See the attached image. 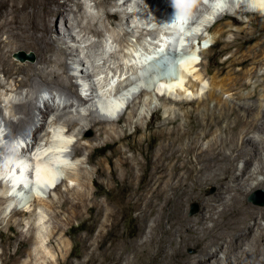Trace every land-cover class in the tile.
<instances>
[{
  "label": "bare ground",
  "instance_id": "1",
  "mask_svg": "<svg viewBox=\"0 0 264 264\" xmlns=\"http://www.w3.org/2000/svg\"><path fill=\"white\" fill-rule=\"evenodd\" d=\"M93 1L99 6L112 4L117 8L114 13L105 12V17L110 23L114 21L128 23L127 21L134 16H143V13L137 10L126 11L125 7L129 4V0H125L122 4H118L117 0ZM232 1L212 0L210 9L204 13L203 19L207 22L212 20L218 7H225V5L231 7L234 4ZM242 1L252 7L253 13L264 16V0ZM57 3L58 0H0V71L7 80L14 79V87L11 90L27 86L30 79L36 75L33 70L40 68L38 65H56L58 72L51 69L35 76L38 77L36 78L38 82L54 84L60 92L62 91L59 101L54 105L56 109L64 111V108L79 105L87 110L85 111L87 123L81 125L78 132L74 133V128L79 124L78 119L82 117L81 110L78 108H75L77 113L75 116L79 117H73V114L70 116V111L53 114L54 101L45 105L43 100L44 110L35 115L32 109L37 107V100L31 99L24 104L14 103V111L19 115L16 119H6L0 109V121L9 129L8 134L0 131V143H3L0 144L3 148L1 151L8 153H4L6 158H10V154L13 153L10 164L0 165V175L3 176L0 179V213L5 201L13 202L23 195L32 196L31 190L26 191L25 186L31 183H34V186L37 183L42 186L52 185L58 174L60 179L64 177L61 173L64 167L65 182L73 181V184L64 182L65 188L60 190L61 188L56 187L60 182L59 179L55 184V188L59 191L58 199L51 202L46 203L41 194L34 195L33 203L48 207L50 211L48 217L38 214L34 208L25 207L14 208L9 216L3 220L0 219V237L7 234L6 230H12L18 245L17 249L9 254L8 259L3 257L7 252V245L3 246L0 254L2 264H17L20 256L24 254L29 259L19 264H53L60 258H56L54 253V255L49 253L46 249L47 245L55 239L57 241L55 246L63 257L66 252L69 253L67 251L69 243L64 236L72 234L77 228L76 236L80 238L81 251L80 253L70 252L69 255L84 258L76 264H243L244 260H258V251L261 249L259 247L264 243V227L259 222L261 219L264 220V208H254L244 201L245 195L253 188L251 180L255 178L256 173H261L264 177V109L262 112H254L248 108L253 104L242 102L246 98H252L254 94L249 93L245 96L236 94L232 101L239 100L240 107L232 106L231 100H222V93L233 91L237 84L241 86L246 84L238 81L239 78L233 77L231 73L221 77L222 71H218L209 80L211 89L207 94L210 100H215L219 111L217 113L213 111L214 115L209 113L210 111L202 113L189 109L184 114L185 120L182 121L183 119L177 115L170 117L171 109L164 105L172 104L173 106L193 102L185 97L187 96L185 93L190 91L189 89L196 92L197 83L189 78L187 83L181 82L184 81L183 74L198 64L194 59V50L187 52V55L182 58L185 60L183 61L185 73L179 75L181 80L180 77L174 80L165 78L167 76L161 77L160 74L164 72L157 69L153 75L155 80L151 91L147 87H142L146 81L141 74L146 68L145 64L142 60L138 62L139 64L129 60L131 63L126 64L139 78L136 77V80L129 83L132 87L125 85L121 88L119 93L125 94L121 96V99H112L106 103H101L99 100V104L103 108L110 107L114 110L112 113H115V109L124 106L131 92H136L140 88L146 96L143 103L149 107L147 111L150 110L157 121L145 122L146 134L142 140H137L135 143L125 141L126 143L122 142L119 146H113L110 153L102 155V159L95 160L91 151L86 158V163H94L93 170L84 165L69 167V158L65 151L67 144L71 141V135L67 132L70 133L72 129V135H77L73 149L76 154L89 146L87 143L80 142L86 139L84 135L86 129L92 131V135L86 139L89 143L106 138L104 145L95 147L93 151L103 150L109 145L120 143L131 134L123 132L115 137L114 132L110 130L113 127L108 126L109 120L98 119L97 115H94L93 98L98 95L95 87L90 83L80 88L77 82L72 81V76L68 72L69 66L67 67L65 62V58L71 55V52L59 42L56 43L53 34L54 28L58 30L64 27L65 30H73L72 26L65 23L66 20L61 23V26L57 25V20L62 16L66 19L67 12H81L83 3L79 0H62L61 4ZM71 6L75 9H71ZM180 12V10H173L172 15L179 16ZM50 13H55L54 25L46 22ZM110 17H114V21H111ZM86 25L85 28L88 27L86 30L93 35L101 34L92 25ZM163 28L158 27L152 30L139 28L136 25L131 32L127 29L112 30V36L119 42L124 35L141 33L139 32L141 29L144 34L146 30V36H139L138 39L148 40L150 45L153 44V49L149 48L151 52H154L152 50H156L158 46L167 45L166 42L175 33V30H172L173 27L172 31H164ZM213 33L218 35L221 29L217 28ZM3 34H6L5 40L1 38ZM148 34L150 36H147ZM183 37L180 35L177 38L180 44L184 42ZM21 48L35 51L34 64L18 63L12 60L11 53ZM166 48L168 49L167 46ZM135 51L136 48L129 53L123 52V57L134 56ZM256 54L264 59V48L259 49ZM54 55L55 58L52 57ZM110 57L112 58L113 55ZM243 61L242 58L238 60L240 63ZM82 70L83 68L80 71ZM197 74L200 75V73ZM93 75L90 72L87 77L91 78ZM16 76L21 77L17 80ZM2 83L0 82V87H5ZM174 88H177L176 92L180 97L175 98L172 97L173 94L169 95ZM155 90L159 93L157 97L160 102L155 107H151L152 98L148 96H151L152 91L156 94ZM74 100L77 104H74ZM196 101L203 103L204 100L197 98ZM136 109L132 108L131 112L136 114ZM241 109L247 112L246 116L242 115L243 112L240 113ZM167 111L169 113L162 117V113ZM49 115L53 116L50 121H46ZM130 121L128 116L125 122ZM57 123H63L69 128L66 133H64L65 127L62 128ZM46 124L54 125L56 128V130L53 128L57 135L56 143L50 142L55 136L51 137L53 135L50 133L54 134V132L47 130ZM25 129L28 132H25ZM17 130L24 131L22 135L26 137L14 135L12 138V141L16 139L14 145L11 141L12 144L9 147L3 139L8 135L12 136ZM138 130L140 127L135 126V131ZM145 142L146 146H144ZM201 142H205V146H202ZM37 144L39 146L36 147ZM16 150L27 155L30 153V155L17 156ZM127 151H131V155H126ZM137 154L141 155L143 160H140ZM239 161H242L241 167L237 166ZM97 177H103L105 180H97ZM92 183L96 185L94 190L90 186ZM259 184L261 183L256 186ZM262 184L264 185V178ZM211 187L214 191L209 193ZM99 196L102 199H99ZM24 201H27V198L22 200L21 204ZM193 203H197V211L189 214ZM61 214H65V217H60ZM46 224L48 228L45 227ZM25 238L27 242H30V247L31 244L38 245L35 250L38 254L41 252L40 255L33 254L35 250L33 251L32 248L22 249ZM189 248L195 250L193 255L185 252Z\"/></svg>",
  "mask_w": 264,
  "mask_h": 264
},
{
  "label": "rangeland",
  "instance_id": "2",
  "mask_svg": "<svg viewBox=\"0 0 264 264\" xmlns=\"http://www.w3.org/2000/svg\"><path fill=\"white\" fill-rule=\"evenodd\" d=\"M79 1L83 3L82 4L83 9L81 10V12H75V11L67 12L66 13L67 15L65 16L66 19L63 18L62 16L57 20L58 26H61V23H63L66 20L65 23L67 25L72 26L73 30L68 31L65 30L64 27L58 30L54 28L55 32L53 34V37L56 40V43L59 42L69 52H71V55H68L65 58V62L67 67L69 66L68 72L69 75L72 76V81L77 82L80 88H83L84 85L88 86L91 83V85L95 87L96 93L98 94L97 96H95V99L98 103L99 100L103 103L104 102L106 103V102H110V100L112 99L113 100L121 99V96L125 95L124 93L121 94L119 93L121 92L120 91L121 88L125 85L126 86L131 85L129 83H131L132 80H136L137 78H139V76H135L134 70L129 69V66L126 64L127 62L131 63L133 61L139 64L140 60H142V63L145 64L146 68L144 69L145 71L143 70V73L141 74L146 81L151 80L152 84L155 80L153 79L155 70L159 69V71L165 72L168 69V67H171L173 65H175L176 67L174 70L175 74L178 77H180L181 80V76L179 75L185 73L183 66L185 63V62L183 63V61L185 60L182 58L185 55H187V52L194 50V59L198 64L195 65L193 69L183 74L184 81H182L181 83L182 84H184L185 82L187 83L188 80L191 79L193 82L197 83V87H198L197 91L195 92L194 90L189 89L190 91H187V93H185V95H187L185 96L186 98H188L189 100H193V102L191 103H187V104L185 103L180 105L175 104L173 106L172 104L164 105L170 107L171 109L169 110L170 117L177 115L179 118L181 117V119H183L182 121H184L185 120L184 118H186L184 114L189 109H193L196 111L198 110L201 111L202 113H208L210 111L209 113H213L215 115V113L219 111L218 106L215 100L212 101L208 98L207 93L211 89L209 80L218 71H222L221 77H225V75L229 73L228 75L232 74V76L234 75L233 77L237 76V78H239L237 79L238 81L240 80L241 83L246 84L245 86H241L240 84H237L235 85L233 91L225 92V93L221 92L222 100L225 99L229 101L231 100L230 104L232 106L235 105L237 107L241 102L239 100L232 101V98L235 97L236 94L239 93L245 96L248 95L249 93H252L254 94L255 97L253 96L252 98H246L247 100L245 99L242 102H245L249 105L253 104V106H250L248 108L252 109L254 112H260V111L262 112V110L264 109V59H262L259 54H256L259 49L264 48V16H260L256 13H253L251 11L252 7L246 4V2L242 0H236V2L232 1L234 3L233 4L234 7L233 6L229 7L225 5V7L217 8L218 10L215 13V17H212L211 18L212 20H209L207 22L206 20L203 19V15L204 13H206L207 9H210L211 5L209 4V2L212 3L211 2L212 0H192V2H189V0H143L141 2L139 0H129L130 1L129 4L126 5L127 7H125L126 11H130L132 9L137 10L138 12L140 11L141 13H143V16L138 15V16H134L135 18L134 17L131 19L129 18L130 20L127 21L128 23L126 22L117 23L114 21V17H110V20L114 21L113 23H110L109 19L105 17L106 16L105 12L110 11L114 13V11H116L117 8L114 7L112 4H105L103 6L102 5L99 6L93 0H79ZM124 1L125 0H117V3L122 4ZM61 3L62 0H58L57 4H61ZM71 9L74 10L75 7L71 6ZM173 10H180L184 16L181 17L180 15L178 16L177 14L172 15ZM54 18H55V13H50L46 19V22L50 25H54ZM85 25L86 26L92 25V27L100 31L101 34L99 36L93 35L92 33L89 32V30L88 31L86 30L88 27L85 28ZM136 25L139 26V28H149L152 30L158 27H162V28L164 27L163 28L164 31L175 30V33L172 34V38L168 39V42H166L167 45L165 46L162 45L161 47L158 46L157 49L155 47L156 50H152L154 52H151V48L154 46L153 44L152 46L150 45L151 43H149L148 40L141 41L138 39L139 36L142 35L146 36V32H147L146 30L144 34L142 33L143 31L141 29V31H139L141 33H137V34L134 33L135 35H131L132 33L130 35H124L122 39L119 40V42L115 41L114 37L112 36V30L116 29V31H123L127 29L128 31L131 32ZM172 27L173 29L171 30ZM217 28L221 29V33L218 35H214L213 31ZM180 35L184 36L183 37L184 42H181V44L177 40L178 36ZM147 36H150V34H148ZM1 38L2 40H5L6 34L5 35L3 34ZM148 43L150 46L148 45ZM166 46L168 47V49L166 48ZM147 47L148 49L146 50ZM135 48L136 51L134 52L135 53L134 56L123 57V52L129 53L134 51ZM148 50L149 52H147ZM19 51H23L26 54L32 55V57L21 60L16 56V53ZM148 53L151 55H149ZM136 54H138L137 56L139 57H137ZM111 55H113L112 58L110 57ZM155 56L158 57L155 58ZM10 57L12 58V60L18 63L34 64L36 62V53L33 49L25 50L21 48L18 51L11 53ZM52 57L55 58L56 56L54 55ZM131 58L133 59L131 60ZM241 58L244 59L242 63L238 62V60ZM38 66H40L39 69H34L35 71L33 70V72H35L36 75L39 73L41 74V72L44 73L46 70L49 71L51 69H52L51 71H56V70L57 72L59 71L56 65L53 66V65L42 64ZM182 67H183V71H182ZM82 68L83 70L80 71ZM90 72L94 74L93 77L91 78L87 77V74ZM120 72L122 73V75ZM197 73H200V75H198ZM36 75H34L30 79L27 86H23L13 91L11 89H13L14 87V79L7 80L4 77L3 73L0 71V82H3L5 86V87H0V109L2 110L1 112L2 115L5 116L6 119L9 118L16 119L19 116L16 113V111H14L15 110L14 103L19 102L24 104L31 99L35 101L37 100V107H34L32 109L33 110L32 112L35 113V115H38L41 112V110H44L43 100H45V105L48 102H49L48 104H51V102L54 101L53 106L56 105V103L59 101V96L60 94H62V91L60 92V89L58 90V87L54 84L49 85L47 82H42V81H39L40 82L39 83L38 80L36 79L38 77H35ZM160 76L161 77L167 76L165 78H171V80L175 79L170 76L169 72H165V75L160 74ZM160 76L158 77L161 78ZM20 77L21 76H16V79L19 80ZM47 78H49V76H47ZM82 85L83 87H81ZM144 86L147 87L146 85ZM147 89H149L150 91L152 90V88H147ZM176 89L174 88L175 92L174 91L171 93L168 92L169 95L171 96L173 94L172 97L177 98L179 94H177L178 92H176ZM155 92L156 94L152 91L151 96L147 95L148 97L152 98L151 107H155L160 102L157 97L159 93L156 90ZM218 92L220 91L218 90ZM127 98L124 103V108L120 113L109 112L107 113L108 115H104L98 112L96 109H94V115L95 116L97 115L96 117L98 119L101 118L102 120L105 119L106 121L109 120L108 126L110 125L114 129L108 126L107 127L110 128L111 132H114L113 135L115 137L121 135L123 132L130 133L131 136L125 138V140L123 139L122 141H120V143L117 142L114 145H109V147H105L103 150L97 149L93 151L95 147H102L104 145L106 138L104 137V139H97L89 143L86 141V139L87 137H90L92 135V131L90 129H86L84 131V135L86 136V139L80 142L85 144L87 143L89 146L85 149H82L79 153L76 154L73 152L74 151L73 149L76 144L77 135L75 136L72 135V130H73L72 129L70 133L67 132L68 135H71L70 137L71 141L69 142V144H67L68 147L67 150L65 151L69 158L68 159L69 167L73 165L74 166L84 165L86 168L93 170L95 164L86 163V158L91 151L93 152V158L95 160H99L103 158L105 153H110L113 146H119V144L125 141L127 143H135V141L142 140L144 138L146 134V130L144 128L145 122L149 120L155 122L157 120L151 114L150 110L149 112L147 111L149 107H146V105H144L143 103L145 100L144 98H146V96L145 93L140 91V88L136 92H131L130 97ZM197 98H201L202 100H204L203 103H198L196 101ZM74 104L77 103L75 102ZM260 105L263 108L260 107ZM54 107L55 109H53L54 110L53 114H57L60 113V111H62L56 109V106ZM131 107L135 109L137 108L136 114L131 112L132 110ZM75 108L80 109L81 110L80 114H82V117L78 119L79 124H77L76 127L74 128L75 130L74 133H77L80 126L85 125L87 123V118L85 117L86 116L85 111L87 110H85L83 106L78 105L77 107L71 106L69 108H64L63 109L64 111L62 112L69 113L70 111L69 114L70 116L73 114L72 115L73 117H79V116H75L77 114ZM169 111L165 113L163 112L162 117H164L165 114L169 113ZM240 113L243 116H246L247 114V112L244 111L243 109L240 110ZM144 115L147 116L144 117ZM52 116L49 115L46 121H50ZM128 116L130 117L131 121L126 123L125 120H127ZM0 122H1L0 131H2L3 134H8V130H9L8 127L2 125L3 124L2 121ZM57 125H60L62 128L65 127L64 133H66L68 127L64 126L65 124L57 123ZM135 126H139L140 130L135 131ZM45 128L50 132H54V134L50 133L53 136L51 135L49 136H51L52 138L54 136L55 137L53 138V140L52 139L50 140L49 137V140L50 142L53 141L56 143L57 135L55 132L56 128L54 127V125L49 126L48 124H46ZM53 128H55V130H53ZM123 128H125V130ZM25 132H28V130L25 129ZM17 134L20 135L21 138L26 137L25 135H22L24 134V131L22 132L20 130H17L16 133H14L12 136L8 135L7 137H5V139H3L5 140V144L8 143L9 144L8 146L10 147V144H12L13 142L14 145V141H12V138L14 135ZM42 142L44 143V141ZM144 144H145L144 146H146V142ZM204 144L206 143L201 142L202 146H205ZM37 146H39V144H37L36 147ZM122 148H125V146H122ZM1 149L3 150V148L0 147V163L3 164L0 165L6 166L11 163L12 161L11 157H13L12 156L13 153L10 154V158L8 157L6 158L4 153L6 154L8 153L5 151H1ZM32 153L34 154L35 152ZM131 153H132L131 151H127L126 155H131ZM24 154L23 152H18V155L17 154L16 155L17 156L24 155L25 157L30 155V153H28V155L26 153ZM137 157L140 160H143L141 155L137 154ZM65 166L66 168L68 167L67 164ZM237 166L241 167L242 161H239L237 163ZM64 169H62L61 171L64 177H61L60 182L56 185L57 188L58 187L59 189L61 188L60 190H63L65 188L64 185L67 182L69 184H73V181L70 180L65 182L66 169L65 170ZM263 178L264 177L261 173H256L255 178L251 180L253 188L247 195H245V199H244L245 203L251 205L254 208H262V209L264 208V203L254 204L248 199L251 195L255 193H256L255 196H257V199H259L260 194H257L258 191L259 192L261 191L264 194V185L262 184ZM97 180L104 181L105 179L103 177H97ZM258 183L261 184L256 186ZM90 186L92 190L96 188V185L93 183L90 184ZM213 191L214 189L211 187L209 193H212ZM21 194L22 193H20V195ZM39 194H41V197H43L44 201L47 203V202H51L54 199L55 200L58 199L59 191L55 188L54 185L52 189H45V191L42 190L35 195H39ZM34 197H35L34 195L28 197L29 199L27 198V201H24V203L22 204L15 201L16 199L14 200L15 202L5 201V203L2 206L3 209L0 213V219L3 220L5 217L9 216L10 211L14 208L23 209L25 207H28L29 209L34 208L38 214L43 215V217L45 218L48 217L50 215L49 214L50 211L48 210V207H46V205L44 204L36 205L35 203H33ZM98 198L102 199L101 196H99ZM197 208H198L197 203L195 204L193 203V205H191V210L189 211V214L196 212ZM60 217L64 218L65 214H61ZM259 222L261 226L264 227V220L261 219ZM45 227L48 228V224H46ZM132 227H134V225H132ZM77 230L75 229L73 230V232L71 231L72 234L64 236V238L67 239V242L69 243L67 247V251L69 253L70 252L80 253L81 251L80 238L76 236ZM6 233L8 234V235L5 234V236L7 237L5 236L0 237V254L2 253L3 246L7 245V252L3 255V257L8 259L9 254H12L17 249L18 245H16L17 241L13 237L14 232L12 230H6ZM27 241L28 240L25 238L24 242L22 243V249L27 250L32 248V250L34 251L37 244L35 245L31 244L32 246L30 247V242ZM55 245H57V241L53 239V241L50 244H48L46 247L49 253L52 254L54 253L55 255L54 254L53 255L56 258L58 257L60 258L54 261L53 264H63V263L66 264L68 262H71L72 264H76L80 260H83L82 258H84V257L78 258L79 256L76 257L73 255H69V253L67 254V252L63 257H61L60 251L57 249ZM75 248L78 249L75 250ZM259 248L261 249L258 251V260H249V261L244 260L243 264H251V263L258 264L257 263L258 261L260 262L259 264L261 263L263 264L264 261L262 260L264 259V255H263L264 243H262ZM254 250H256V248H254ZM36 252L37 251L35 250V253H33L36 256L41 254V252H39L40 254ZM185 252L189 255H193L195 253V250L193 248H189L186 249ZM219 255H221L220 252ZM26 259H29V257L26 254H24L20 256L18 261L19 263H21ZM0 264H2L1 260H0Z\"/></svg>",
  "mask_w": 264,
  "mask_h": 264
},
{
  "label": "water",
  "instance_id": "3",
  "mask_svg": "<svg viewBox=\"0 0 264 264\" xmlns=\"http://www.w3.org/2000/svg\"><path fill=\"white\" fill-rule=\"evenodd\" d=\"M182 14V12H180V15ZM16 56L19 58V59H21V60H24V59H26V58H31L32 57V55H29V54H26V53H24L23 51H19V52H17L16 53ZM171 68H172V71H174L175 70V65H173V66H171ZM147 82V81H146ZM145 82V84H143V85H147V83ZM145 87V86H144ZM256 194V193H255ZM255 194H253V195H251L248 199L252 202V203H254V204H263L264 203V194L260 191H258L257 192V194H260V198L259 199H257V196H255Z\"/></svg>",
  "mask_w": 264,
  "mask_h": 264
},
{
  "label": "clouds",
  "instance_id": "4",
  "mask_svg": "<svg viewBox=\"0 0 264 264\" xmlns=\"http://www.w3.org/2000/svg\"><path fill=\"white\" fill-rule=\"evenodd\" d=\"M209 4H210V2H209ZM203 44H204V42H203ZM168 68H169V67H168ZM164 70H165V69H164ZM142 87H143V86H142ZM176 87H177V86H176ZM144 88H145V87H144ZM152 88H153V87H152ZM155 88H156V87H155ZM94 102H95V97L93 98V103H94ZM123 108H124V106H122L121 111L123 110ZM121 111H120V112H121ZM59 179H60V178H59ZM56 180H57V178H56ZM56 180H55V182H56ZM55 182H54V183H55ZM50 189H52V188H50ZM33 195H35V194H32V196H33Z\"/></svg>",
  "mask_w": 264,
  "mask_h": 264
},
{
  "label": "snow or ice",
  "instance_id": "5",
  "mask_svg": "<svg viewBox=\"0 0 264 264\" xmlns=\"http://www.w3.org/2000/svg\"><path fill=\"white\" fill-rule=\"evenodd\" d=\"M189 2H192V0H189Z\"/></svg>",
  "mask_w": 264,
  "mask_h": 264
}]
</instances>
